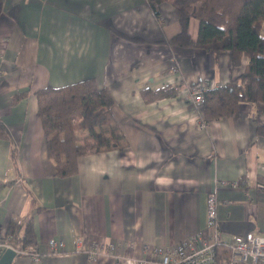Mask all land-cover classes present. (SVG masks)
<instances>
[{"label": "crops", "instance_id": "0c3cea01", "mask_svg": "<svg viewBox=\"0 0 264 264\" xmlns=\"http://www.w3.org/2000/svg\"><path fill=\"white\" fill-rule=\"evenodd\" d=\"M146 2L0 0V242L12 220L20 237L30 223L40 256L15 253L10 264H159L156 250L211 238L209 193L222 240L264 236V103L205 122L190 88L226 84L246 58L235 66L229 52L169 43L181 30L175 7L159 4L157 20ZM86 78L109 92L128 146L81 156L75 175L58 177L34 92ZM162 87L175 95L143 100L141 90ZM96 241L106 248L90 259L84 249Z\"/></svg>", "mask_w": 264, "mask_h": 264}, {"label": "trees", "instance_id": "16d2710c", "mask_svg": "<svg viewBox=\"0 0 264 264\" xmlns=\"http://www.w3.org/2000/svg\"><path fill=\"white\" fill-rule=\"evenodd\" d=\"M152 15L159 19V4L170 3L176 9L180 33L168 39L180 47H198L215 55L229 52L233 65L246 58L243 72L226 84L203 92L202 118L205 122L235 115L243 103H264V0H146ZM196 21V34L191 36L189 25ZM160 24V22H159ZM161 25V24H160ZM37 115L46 143V155L55 168V175L68 177L78 171V159L88 153L124 150L128 145L117 122L111 115L112 98L98 88L95 79L47 86L34 92ZM26 95L12 96L16 104ZM169 87L143 89L145 102L172 97ZM0 138H8L0 121ZM19 223L12 220L7 243L21 250L33 246L30 223L23 237L17 234ZM220 252H223L219 248Z\"/></svg>", "mask_w": 264, "mask_h": 264}, {"label": "built area", "instance_id": "2783aa9c", "mask_svg": "<svg viewBox=\"0 0 264 264\" xmlns=\"http://www.w3.org/2000/svg\"><path fill=\"white\" fill-rule=\"evenodd\" d=\"M210 83L207 80L199 82L190 87L192 89V100L198 106L204 104L203 92L209 89ZM201 126H203L201 124ZM238 182H232V187L239 186ZM214 193H209L207 198V224L213 229L211 238L206 241L198 243L199 237L193 236L180 244L170 248H161L155 251V255H160L159 264H264V236L255 233H245L244 235H233L229 240H222L220 238V231L217 228L216 221V206L217 198ZM78 241V240H76ZM49 246L56 249L62 247V241L50 240ZM81 243V241H78ZM11 248L16 254L29 255L34 263L40 259L39 253L34 247L29 249H17L11 247L7 242H0V255L4 249ZM106 248V243L103 241H96L85 246V253L90 259H95L98 254H101ZM112 249L113 246L110 245ZM219 248L223 252L219 251ZM147 259L135 261L137 264H146ZM132 259H126V264H134Z\"/></svg>", "mask_w": 264, "mask_h": 264}, {"label": "water", "instance_id": "95a60500", "mask_svg": "<svg viewBox=\"0 0 264 264\" xmlns=\"http://www.w3.org/2000/svg\"><path fill=\"white\" fill-rule=\"evenodd\" d=\"M14 256H15V251L11 248H8L3 253V255L1 257V259L3 261H1V262L6 263V264H10Z\"/></svg>", "mask_w": 264, "mask_h": 264}, {"label": "rangeland", "instance_id": "374dc122", "mask_svg": "<svg viewBox=\"0 0 264 264\" xmlns=\"http://www.w3.org/2000/svg\"><path fill=\"white\" fill-rule=\"evenodd\" d=\"M261 33L264 34V29L261 30Z\"/></svg>", "mask_w": 264, "mask_h": 264}]
</instances>
